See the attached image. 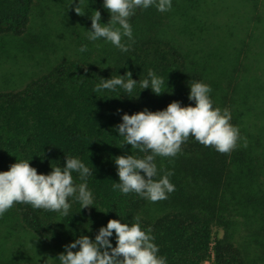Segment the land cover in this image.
Returning a JSON list of instances; mask_svg holds the SVG:
<instances>
[{
    "label": "trees",
    "instance_id": "obj_1",
    "mask_svg": "<svg viewBox=\"0 0 264 264\" xmlns=\"http://www.w3.org/2000/svg\"><path fill=\"white\" fill-rule=\"evenodd\" d=\"M172 3L165 13L137 10L134 42L121 52L87 38L92 11L110 19L103 0H82L83 16L71 0H0V172L28 160L48 174L78 157L93 171L95 197L87 209L73 202L67 217L14 204L0 217V264H45L81 235L94 240L109 220L136 217L167 264H264V0ZM150 69L164 78L161 95L139 86L94 91L99 78L131 72L139 81ZM193 82L211 86L214 106L230 110L247 146L220 153L190 136L177 156L156 157L160 175L174 173L166 200L114 190L115 158L146 154L114 131L122 115L195 106Z\"/></svg>",
    "mask_w": 264,
    "mask_h": 264
},
{
    "label": "clouds",
    "instance_id": "obj_2",
    "mask_svg": "<svg viewBox=\"0 0 264 264\" xmlns=\"http://www.w3.org/2000/svg\"><path fill=\"white\" fill-rule=\"evenodd\" d=\"M81 3L82 0H78V4L77 0H71V5L76 4V13L83 16L86 12L81 14ZM172 6V0H103V8L110 19L104 24L100 10L92 11L89 16L91 30L86 31L87 38L110 43L121 52H128V42H134L130 18L136 11L154 7L165 13ZM79 51H87V46H81ZM99 79L94 91L101 93L123 90L131 94L139 86L161 95L165 83L164 78L151 69L147 78L139 81L132 78L131 72ZM189 88L188 99L195 106H182L181 102L174 101L164 110L152 112L144 109L132 115H122V123L114 131L123 138L125 145L146 154L142 157L123 155L115 158L119 182L113 184L114 190L124 195L135 193L153 203L166 200L175 190L170 182L174 173L166 171L160 175L156 157L177 156L190 136L220 153H230L241 140L247 146L239 127L231 123L230 110L214 106L211 86L193 82ZM74 172L81 182H75ZM92 175V169L78 157L65 156L64 166L51 167L48 174H38L28 160L16 162L10 165L8 171L0 172V217L17 203L57 212L64 217L69 215L73 202H78L81 210L91 208L95 197L88 187V178ZM151 231V228L142 229L139 217L132 224L120 219L109 220L98 230L94 240L81 235L65 245L64 252L58 257L46 259L45 264H167V258L159 255L160 249ZM114 234L115 247L110 239Z\"/></svg>",
    "mask_w": 264,
    "mask_h": 264
},
{
    "label": "rangeland",
    "instance_id": "obj_3",
    "mask_svg": "<svg viewBox=\"0 0 264 264\" xmlns=\"http://www.w3.org/2000/svg\"><path fill=\"white\" fill-rule=\"evenodd\" d=\"M1 83H0V87H1ZM3 86H5V87H9V84L8 85H3ZM221 236L223 235V233L221 232V234H220ZM30 236V235H29ZM33 238V237H32ZM30 240L32 241V239H31V236H30ZM206 264H210V263H206Z\"/></svg>",
    "mask_w": 264,
    "mask_h": 264
},
{
    "label": "built area",
    "instance_id": "obj_4",
    "mask_svg": "<svg viewBox=\"0 0 264 264\" xmlns=\"http://www.w3.org/2000/svg\"><path fill=\"white\" fill-rule=\"evenodd\" d=\"M207 263H209V262H207Z\"/></svg>",
    "mask_w": 264,
    "mask_h": 264
}]
</instances>
